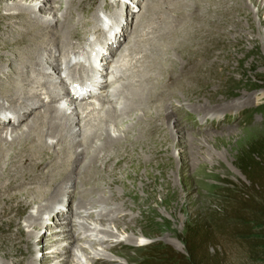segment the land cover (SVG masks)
Segmentation results:
<instances>
[{
	"label": "bare ground",
	"instance_id": "1",
	"mask_svg": "<svg viewBox=\"0 0 264 264\" xmlns=\"http://www.w3.org/2000/svg\"><path fill=\"white\" fill-rule=\"evenodd\" d=\"M12 1L13 2L10 4V7L1 6V8L4 11H7V13L0 17L2 32L0 35H6L5 39H7V36H10L7 35V32L10 30L11 26L15 22L21 19L24 20L26 19L25 17H28V20L24 22L25 29L22 32H19L17 35L13 34V36L10 37V44L13 46L14 44H17V39L19 37L27 36L26 33L30 32L32 28H36L37 31L35 32L40 33V39L38 38L37 34L34 36L29 35L28 40L22 43L24 45L23 50H12L7 55V58L5 56L0 58V67H3L6 64L5 61L8 59L13 60L15 58H20L25 59L26 61L32 60L33 55H35L39 49L49 46L47 45V42L44 41L46 37L49 36L48 39L50 42H52L50 46L53 47L56 44V34H58L57 37H59L58 39L61 42L62 47L61 49H52L54 53L57 49L61 51L62 55H67L70 53L72 57L70 62L75 61L77 57H81L78 54L77 57L72 54L73 49L69 47V42L67 44V38H70L72 33L75 35V26L71 24V26L60 28L56 25H53L49 20H41V15H39L41 12L46 14V11H50L51 14H53V11H59L55 10L54 5L60 3L66 8L63 15L67 17L69 14V16L72 17L73 14H71V11L74 7L72 2L75 0H43L42 2H39V0ZM137 1L139 2V0H136V2ZM143 1L144 6L142 7V10L144 12L142 11L143 14L141 17H145L144 19H147L157 13L160 15H165L166 11H160L163 6H172L178 10V13L172 15V17H175V19L184 18V13L186 16L189 13L192 14L190 17L185 18V23L178 24L175 26L176 29L172 30L170 33L174 34L171 37L176 38V40L174 39L175 46L173 47L172 56H179L183 58L185 55V58L181 59L185 60V66L181 62V64H179V66H177L175 71L171 74L172 76L178 75L184 68L187 69L188 65L195 63L199 65L202 63L201 60L206 58L220 59L226 55L227 52H232L233 49H236L237 44H240V39H243V35H241L242 33H251L256 30L254 26L251 4H264V0ZM83 2L84 0H78V2H76L78 9L82 8ZM106 2L108 4H106ZM104 4L106 5L103 8L104 12H102V16H100V18L99 12H101V7L97 10V12L92 13V19L95 22V26L93 27V30L90 31L88 36H96L97 40H99L101 43L100 48L96 49V51L95 49H91V55L93 54L94 57L92 66L95 67V69L90 68L89 70L91 72L86 76L83 75L85 72H87V69L84 66H79L77 70L74 69L72 72L73 83L78 80L83 81L86 83V87L83 86V88L80 89L77 87L76 91L73 93V90L63 86V83H59L60 87L58 90L53 94L49 93L47 90L50 87V83L53 81H48L43 79V77L39 78L36 76L38 74L45 75L42 71H39V69L44 68V64L41 62L34 65L32 62H30L32 63L30 66L33 68L32 71H29L32 75V81L30 84L39 86L42 83V85L39 87L45 88L46 91H44V89L42 90L48 93L46 102L45 98L40 101V103L36 104L34 102L28 103L27 100H24V113H20V109H18L17 111H14L13 115L16 117L17 114L20 113L16 121L18 122V120H21L25 116L26 112L31 110L32 106L38 105L36 110L31 111L33 113V118L31 121L28 118L30 121L29 126H26L25 130L22 128H18L17 130L15 127L10 130V133L3 131L0 132V168L3 166V172L0 173V187H4L6 190L5 194L2 195L0 193V204L2 205L0 212V222L3 225L16 227L17 233H23L22 227L19 226V221L25 217L27 228H32L33 231H36L25 234V239L23 241H18L16 236L11 234V230H4L3 228H0V252H3L4 257L12 256L11 254H14V251L18 248H21L22 246L24 248L23 253L25 254L26 258L17 260L14 264H36L38 260L35 258L32 250L33 244L36 243V245L43 247L47 246V244H43L47 239H43V237L40 236L44 218L41 217V214H43L42 212L52 210L54 204L58 201V198H60L62 194L67 193L66 189H63L61 185H63V182H65L64 170L68 167L66 162H70L73 157L82 158L81 160L83 164L79 171L80 177L81 175L85 174L84 172L87 169V173L91 172L94 174L92 177L93 183H102L104 188L109 192L108 198L105 196H98L92 197L87 201L91 204V208H97L98 205H102L107 209V211H99L96 214L90 212L89 209H86L84 203L78 199L76 204L82 209L81 213H83L84 216H88L93 219L97 218L103 221L111 222L118 233L122 234L125 232H131L132 236L128 237L126 240H124V242L130 243L134 246L141 245L140 240H137V242H132V240H134V238L139 235H137L135 231L134 226L136 223L134 226L131 225L129 223L128 216L122 215L121 211H128L133 217V220H135L134 216L136 212L139 215H146L147 212L153 211L152 205L155 203V198L158 195L161 197V203L168 207L166 205L167 197L173 198L178 194V189L176 188L174 178L170 174L178 169L179 165L184 163L183 160L187 158V152H192V162L199 161L198 168L200 171L198 175L201 174V170L204 166L202 163L203 161L199 159V156L197 157L198 153L194 152V145H197L196 142L198 141V137L185 133L184 129L188 128V126L182 122L185 120V117H180V114L174 113V111L169 110L168 107H164L162 104L155 106L150 105L149 109L147 108L148 104L153 103L154 100L159 98L163 100L167 99L166 96L170 92V89L162 90V88L154 91L153 93L149 91L151 89L149 85L153 82L152 80L155 79L156 76H153L150 72V62L148 63L150 66L149 69L147 65L148 70L145 68V72L139 76L137 75L136 77H132L130 75H126L131 64H121L119 62L121 60H119L118 56H116V61L114 63L116 68L111 71L112 78H110L108 83H106L104 78L101 83L96 85L97 82H99V79H101V75H99L101 60L111 57V54L113 55L115 52H113V49L119 47L120 44H117L120 42L126 32L124 27V22L127 18L126 16H128L131 8L133 9L132 0H105L103 3H101V6L103 7ZM183 9L185 11H183ZM10 10H13V12ZM195 11H198V13H195ZM45 14L42 16H45ZM257 14H264V7L262 9H258ZM151 18L155 19L156 17L152 16ZM63 22L65 23V21ZM139 24L141 26L144 23L141 21L139 22V17L136 16L135 25L137 28ZM169 24L170 23L167 22L165 26L168 27ZM260 24L264 27V20L261 21ZM157 26L161 25L157 24ZM46 29H49L50 32L46 31ZM165 29H170V26L169 28ZM53 32H55V34H53ZM158 32L154 31V34ZM2 36H0V50L4 48L5 44H7V41L5 39L3 40ZM166 36L167 35H164L163 37L160 36L159 39H170V37ZM136 37L137 35L132 37L131 41L130 39L127 41L126 45L123 46L118 54L120 57L125 52L131 54L132 46L136 44ZM178 40L179 42H177ZM161 41L159 40L157 45H153L152 43V48H150L151 56L154 54L152 53V50L155 52H160L161 54L160 57H157L156 60L152 62V66H156L157 64L161 66L162 69H170L173 62H169V64L164 62L162 54L168 55V52L166 53V51H163V47H165V45L162 46L160 43ZM156 46L161 47L158 49ZM221 48L222 50L224 49L223 52L220 51ZM89 62L91 61H85V66L87 65L88 67L90 64ZM144 62L145 61H141L140 63ZM203 63H205V61ZM24 66L25 65L14 69V73L16 76L18 75V77H9L7 80V75L5 76L4 74H0V82L3 83L5 87L3 92L6 96H17L18 98V95L23 94L22 90H24V92L26 91L27 87L23 84L28 80H26V78H22V76H26L25 72H27L29 69H25ZM197 68H199V66H197ZM54 69L60 70L66 74L67 72L65 71L68 70L67 66L62 67L61 65L54 66ZM197 72L198 69L190 71V77H194ZM157 73L158 72H156V74ZM69 74H71V72ZM121 75L122 78L128 80V83H125L124 81V83H121L120 85L121 91H116L117 89L114 87L117 86L118 81L114 82L112 79L118 78ZM151 75L153 78H151L149 82L144 83L143 78L145 79V77ZM171 75L169 76L167 82H164L162 85L158 84L157 87L153 85V87L158 88L172 83V87L177 85L176 88H181V85L178 83V78L173 79L174 76L172 77ZM4 79H6V81ZM33 79H37L36 82ZM93 79L95 82L93 85L97 86L95 90L92 89L88 81H93ZM104 87L108 88V90L105 92V89H103ZM118 89H120L119 86ZM185 90L186 94L188 95L194 94L196 92V89L194 90L193 87L184 89L182 92L185 93ZM109 92H111V94ZM76 94H78V96H76ZM115 95L118 97L117 100L123 105L120 111L129 113L130 115H128L129 117L126 115L128 117V120L126 121L118 120V115L114 108L113 110H106L104 118L101 116L102 109H96L99 106L101 107V105H99L100 103H104V105L110 103ZM68 96L73 101L77 99L80 101V103L75 105L73 108H71V106H67V108H61L58 101L63 97ZM19 98H21V96ZM94 99L97 101V103L94 102L86 104L85 102V104L82 105V101L91 102L92 100L94 101ZM6 100L11 101L12 99H8L6 97ZM53 103H56L57 106L50 105ZM249 103L250 99L244 98L241 102L226 106L224 109H238L241 106L247 105ZM160 108H165L161 114H159ZM201 112L202 110H199L198 113L201 114ZM210 113H212V115L216 114V112L210 110L206 112V116H204L205 119ZM13 119L8 118L6 121H0V124L14 125L15 123ZM158 119L161 120V123L159 124L157 123ZM99 123L104 125L106 128H100L98 126ZM109 125H113V127L116 128L113 133H110L109 127L111 126ZM41 127H43L44 130H41ZM37 136L38 138H36ZM94 136H98V138L101 139L98 145L91 141V138ZM77 137H80V140H77ZM46 138L55 139V144H47L45 141ZM56 144L60 146V150L56 152L54 151L52 155H49L47 153V149L51 147L53 148ZM79 147H82V149L80 150ZM5 148H8L9 151H5ZM174 151L178 152L176 156L174 155ZM61 156L68 157V159L63 161L60 166L61 170H59L57 174L54 175V178L50 179L49 176L51 177V175L41 173L40 169L42 166L51 161L53 157L61 159ZM55 167V164L52 165L51 170ZM91 175L92 174H90V176ZM2 179L8 180V182L1 184ZM180 181L181 185L185 188V185L187 184L185 176L180 175ZM28 183L32 184V187H27ZM53 188L54 190L51 191ZM115 188H120L122 190L121 193L116 191ZM140 190L144 194L143 197H140L138 194ZM42 198L44 205H42V201L40 202ZM33 209L35 210L36 215L29 213V211ZM59 212L60 211L57 212V217L60 216ZM80 216L81 215H79V217ZM78 219L77 221L69 222V228H61L60 232H62V234L57 235L56 238L52 237L49 239L50 245H53L56 249L47 253L48 255H46L45 258L43 257L40 259V262H38L39 264H47L48 259L53 257L61 258V261L56 264H83L82 259L80 258L81 256H78V253L74 255L73 258L71 257L70 261L69 257L61 256V253L67 249L64 247L65 244L61 246L62 240L65 239V241L73 243L75 238H83L86 232L88 233V231L91 230L93 232L97 231L98 227L91 229L90 225L78 222ZM99 230H101L104 235L107 234L109 237L116 238V240H104L97 237L92 240L86 236V240L89 243L95 244L97 246H104V249L102 251H96L95 253H92L90 252L89 248L81 246L83 252L88 254L91 264H99V262L103 261L116 263L115 261H110L112 257H109L107 253L109 252L113 254L114 257L119 255L118 253H115V250L122 245L119 236L115 237L113 231H110L108 228H106L104 224ZM55 232H57V230L52 231V233ZM97 234L99 233H96V235ZM171 245L178 251L182 250L181 246L173 244ZM73 259L76 261L74 262Z\"/></svg>",
	"mask_w": 264,
	"mask_h": 264
},
{
	"label": "rangeland",
	"instance_id": "2",
	"mask_svg": "<svg viewBox=\"0 0 264 264\" xmlns=\"http://www.w3.org/2000/svg\"><path fill=\"white\" fill-rule=\"evenodd\" d=\"M42 1L43 0H39V2ZM104 1L105 0H84V2L82 3V8L78 9L76 3L78 2V0H75L74 2H72L74 5L71 11V14H73L72 17H70L69 14L67 17L63 15L66 8L63 4L60 3L54 5L55 10L59 11H53V14H51L50 11H46V14L42 12L41 14H39L41 15V20H49L53 25H56L60 28L71 26V24L75 26L74 29L76 31V36L72 33L70 38H67V44L68 42L70 43L69 47L73 49L72 54H74L76 57L78 55L81 57H77L75 61L70 62V60L72 59L70 53H68L67 55H62L61 51L58 50L61 49L62 44L58 39L59 37H57L58 34H56V44L53 47L50 46L52 42L49 41V36L46 37L44 41L47 42V45L49 46L39 49L38 52L33 55L32 60L26 61L25 59L20 58L6 60V64L3 67H0V74H4L5 76L7 75L6 79L9 77H18V75L16 76V74L14 73V69L22 67L23 65H25V69L28 68L29 70L25 72L26 76H22V78H26V80L28 81L24 82L23 84L27 87L26 91L24 92V90H22L23 94L18 95L19 97L21 96V98H17V96H6L3 92L5 87L3 83L0 82V121H6L8 118H14L13 121L15 123L14 125L0 124V132L3 131L10 133V130L15 127L17 128V130L18 128H22L23 130H25L26 126H29L31 119L33 118V113L31 111L36 110L38 105L32 106L31 110L29 112H26L25 116L21 120H18V122H16L18 115L20 113H24V100H27L28 103L34 102L36 104L40 103V101L45 98L46 102L48 93L44 92L46 91L45 88L39 87L42 85V83L39 86L30 84V82L32 81V75L29 71L33 70L30 64L33 63L35 65L41 62L44 64V68L39 69V71H42L45 75L38 74L36 76L39 78L43 77V79L48 81H53L52 83H50V87L47 90L49 93H55L60 87L59 83H63V86L70 88L71 90L74 88L77 89V87H79V89L83 88V86L86 87V83H84L83 81L78 80L73 83L72 72L74 69L77 70L79 66H84L86 67L87 72L82 74L86 76L91 72L89 70L90 68L95 69V67L92 66L94 57L93 54L91 55V49H95L96 51V49L100 48L101 43L99 42V40H97L96 36H88L90 31H92L93 27L95 26V22L92 19V13L97 12V10L101 7V12H99L100 18V16H102V12H104L103 8L106 4H108L106 2V4H104L102 7L101 3H103ZM12 2V0H0V17L7 13V11H4L1 6L10 7V4ZM132 3L133 9L131 8L124 22V27L126 29L125 35L117 44H120L118 47L119 49L114 48L113 52H115L113 55L111 54V57L101 60V67L99 70L101 79H99V82H97L96 85L101 83L104 78L106 80V83H108L110 78H112L111 71L116 68L114 64L116 61V56H118V59L121 60L119 61L121 64H131L129 70L126 73L127 76H139L140 74L145 72L144 70L145 68L147 69V65L149 69V64H151V70L153 71L150 70V72L153 76H156L155 79L152 80L153 82L149 85V87H151L149 91L153 93L154 91L162 88V90L170 89V92L166 96L167 99L163 100L159 98L157 100H154L153 103L148 104L147 108L149 109L150 105L155 106L162 104L164 105V107H168L169 110L174 111V113L180 114V117H185V120L182 121L188 126V128L184 129L185 133L198 137V141L196 142L197 145H194V152L198 153L197 157L199 156V159L203 161L202 163L204 166L201 170V174L198 175L200 171L198 168L199 161L192 162L193 154L192 152H187V158L183 160L184 163L179 165V168L177 167L178 169L170 174L174 178L176 188L178 189V194L173 198L167 197L166 205L168 207L161 203V197L158 195L155 198V203L152 205L153 211L147 212L146 215H139L136 212L134 216L135 220H133V217L128 211H121L122 215L128 216V220L131 225L134 226L136 223L134 227L137 235H139L134 238L132 242H137V240H140L141 245L134 246L130 243L124 242V240H126L128 237L132 236L131 232H125L122 234L118 233L111 222L103 221L97 218L93 219L91 217L84 216V214L81 213L82 209L76 204V201L78 199H80L82 203H84L86 209H89L90 212L96 214L99 211H107V209L102 205H98L97 208H91V204L87 201L92 197L98 196H105L106 198H108L109 192L104 188V185L102 183H93L92 177L94 176V174L89 171V173H87V169L84 172L85 174L81 175L80 177L79 171L83 164L81 160L82 158L79 157V159L73 157L70 162H66V164H68V167L64 170L65 182H63V185H61L63 189H66L67 193L62 194L60 198H58V201L54 204L52 210L42 212L43 214H41V217L44 218L40 236H42L43 239H47L43 243L47 244V246L43 247L40 245H36V243L33 242L34 244L32 250L35 258L38 260L36 264H39V260L43 257L45 258L46 255H48L47 253L56 249L53 245H50L49 239H51L52 237L56 238L57 235L62 234V232H60V229L64 227L69 228L68 223L77 221L78 218V222L90 225L91 229H93L94 227L98 228L95 232H93L92 230L88 231V233L86 232L84 234V237L81 239L78 237L75 238L73 243L67 242L65 241V239L61 241V246L65 244L64 247L67 248L63 253H61V256L69 257V261L71 257L73 258V256L78 253V256H81L80 258L82 259L83 264H91V260L89 259L88 254L83 252L81 246L89 248L90 252L92 253H95L96 251H102L104 249V246H97L95 244L89 243L86 240V236L87 238H90L92 240L96 237L104 240H116V238L109 237V235L107 234L104 235L101 230H99L103 224L110 231H113L115 237L119 236L122 245L115 250V253L119 254L117 255V257H114V255L109 252L107 253L109 257H112L110 261H115L116 263L103 261L99 262V264H145V262L141 258L142 254L145 252V248L153 243H160L164 246L170 247L176 252L186 254L184 244L182 242V236L184 235L187 226L196 224L197 226L207 225L213 227V229L216 228L214 230H216L215 233L217 235V242L210 244L208 248L211 254H216L220 264H264V247L260 245L262 244L260 242L264 240V233L258 230H254V232H252V235H248V232L238 231L236 229L235 226H237L238 221L232 219L229 216H225V214L224 216L218 215L222 214L221 212L224 207L223 203L226 201L225 197L228 195L227 190H233L234 187H240L242 184H247L246 179L242 176L237 168V157L241 153H244L247 148L252 146L255 142L264 139V27L260 24V22L264 20V14H257L258 9H262L264 7V4H251L254 26L256 30L251 33H242L241 35H243V39H240V44H237L236 49H233L232 52H227V54L220 59L206 58L204 60H201L202 63L199 65L197 63L188 65L187 69H182L181 73L176 76L173 75V77L171 74L175 71V68L179 66V64H181V62L185 66V60H181L185 58V55L183 58L179 56H172L173 47L175 46L174 41L176 40V38L171 37L174 34L170 33L172 30L176 29L175 26L180 23H185V18L190 17L192 14L189 13L190 15L187 14L186 16V14L184 13V18L175 19V17L173 18L172 15L178 13V10L172 6H163L160 11H166L165 15H160L159 13H157L155 15H152L157 19H152V16L144 19L145 17H141L144 12L142 10L144 1L139 0V2H136V0H132ZM10 11L13 12V10ZM183 11L185 10L183 9ZM195 13H198V11H195ZM44 14L45 16H42ZM136 16L139 17V22L141 21L142 23H144L141 26L139 24L138 28L135 25ZM25 18L26 19L24 20L21 19L15 22L11 26L10 30L7 32V35H10L9 37L7 36V39H5L6 35H0L3 37H1L3 40L5 39L7 41V44H5L4 48L0 50V58L4 56L7 58V55L12 50H23L24 45L22 43L28 40L29 35L34 36L35 34H37L38 38L40 37V33L35 32L37 31V29L32 28L30 32L26 33L27 36L19 37L17 39V44H14V46L10 44V37L13 36V34L17 35L19 32H22L25 29L24 22L28 20V17ZM63 21H65V23ZM167 22L170 23V29H165L169 28V26H165ZM157 24L161 26H157ZM46 31L50 32L49 29H46ZM154 31L159 32L154 34ZM0 33H2L1 24ZM53 34H55V32H53ZM136 35V44L132 46L131 54L125 52L120 57L118 55L120 50L123 48V46L126 45L129 39L131 41L132 37ZM164 35H167L166 37H170V39H167L166 37V39L162 38L163 40L159 39L160 36L163 37ZM159 40H162L160 42L162 46L165 45V47H163V51H166V53L168 52V55L162 54L164 62L167 64H169V62H173L170 69H162L161 66L157 64L156 66H152V62L156 60L157 57H160L161 54L160 52H155L152 50V53L154 54L153 56H151L150 48H152V43L153 45H157ZM179 40L177 42H179ZM156 47L160 49L161 46ZM56 48L58 49L55 50L54 53L52 49ZM220 51L223 52L224 49L222 50L221 48ZM88 60H90L91 62H89L90 64L87 67V65L85 66L84 62H87ZM141 61L145 62L140 63ZM204 61L205 63H203ZM56 65H61L62 67L67 66L68 70L65 71L67 72V74L63 73L60 70L54 69V66ZM197 66H199V68H197ZM195 69H198V72L195 74L196 76L194 75V77H190V71H193ZM68 72H71V74H69ZM156 72L158 73L156 74ZM152 75L145 77V79L143 78L144 83L149 82L151 78H153ZM170 75L173 77V79L178 78V83L181 85V88H176L177 85L175 87H172V83L155 88L158 84L162 85L164 84V82H167ZM6 79L4 80L6 81ZM199 79L203 82H201ZM33 80L36 82L37 79ZM112 81H118L117 86L114 87L115 89H117L116 91H121V83H124V81L125 83H128V80L122 78V75L118 78L112 79ZM77 82L82 83L78 84ZM91 82L95 83L94 79L93 81H89V83L92 89L95 90L97 86L92 85L93 83L91 84ZM153 85H155V87H153ZM118 86L120 89H118ZM189 87H193L194 90L196 89V92L189 95L186 94V90L185 93L182 92V90ZM42 89H44V91ZM103 89H105L104 92L108 90L107 87H104ZM111 92L109 93L111 94ZM6 97L8 99L11 98L12 100L8 101L6 100ZM117 98L118 97L115 95L110 103H107L105 105L104 103L99 104L101 105V107L99 106L96 109H102V118H104L106 110H113L114 108L118 115L119 121L128 120V117L130 115L129 113L120 111L123 105L120 101L117 100ZM244 98H249L250 103L241 106L238 109H224V107L226 106L241 102ZM92 101H82V105L85 104V102L86 104L94 102L97 103L95 99L93 102ZM58 102L61 108H67V106H71V108H73L75 105L80 103V101H78L77 99L73 101L69 96L63 97ZM71 102L72 104L74 102L76 103L72 105ZM50 105L57 106L56 103ZM18 109H20V113H18L15 117L13 115L14 111H17ZM164 109L165 108H160L159 114H161ZM199 110H202L201 114L198 113ZM210 110L216 112V114H207L208 117H206L205 119L204 116H206V112ZM126 115L129 116L127 117ZM28 118L30 119V121ZM101 123H99L98 126L102 129L103 127L106 128L104 125H102L103 123ZM157 123H161V120L158 119ZM109 126L108 127L110 133H113L116 128H114L113 125ZM41 128V130H44L43 127ZM36 138H38V136ZM76 139L80 140V137H77ZM100 140L101 139H99L98 136H94L91 138V141L95 142L97 145L99 144ZM45 141L50 145L55 144V139L53 138H46ZM9 149L5 148V151L8 152ZM79 149L81 150L82 147H79ZM58 150H60V146L56 144L53 148H48L47 153L49 155H52L54 151L56 152ZM177 153V151H174L175 156L177 155ZM67 159L68 157L63 156H61V159L53 157L51 161L47 162L44 166L41 167V173L51 175V177L49 176L50 179L54 178V175H56L57 172L61 170L60 166L63 161H66ZM54 164L56 165V167L51 170L52 165ZM0 170V173L3 172V166L0 168ZM90 174L92 175L90 176ZM180 175L185 176V179L187 180L185 188L181 185ZM81 179L83 182L81 181ZM5 182H8V180L2 179L1 184ZM27 187H32V184L28 183ZM0 190V193L2 195L5 194L6 190L4 187H0ZM53 190L54 188L51 189V191ZM115 190L119 193H121L122 191L120 188H115ZM138 194L140 197L144 196L141 190ZM41 201L42 205H44L43 198L42 200H40V202ZM1 206L2 205L0 204V212L2 208ZM31 211H29V213L36 215L34 209ZM58 211H60L59 217H57ZM79 215L81 216L79 217ZM25 221V217L20 219L19 221V226L22 227L23 233H17L16 227L3 225L1 222L0 228H3L4 230H11V234H14L18 241H23L26 236L25 234L29 232H36L33 231L32 228H27V224ZM220 227H222V230L220 229ZM53 230H57V232L52 233ZM96 233L99 234L96 235ZM171 244L181 246L182 250H176ZM23 252V246L16 249L14 251V254H11L12 256L4 257L3 252L1 251L0 264H14L17 260L25 259L26 257ZM73 260L74 262L76 261L75 259ZM60 261L61 258L53 257L48 259L47 264H56Z\"/></svg>",
	"mask_w": 264,
	"mask_h": 264
},
{
	"label": "trees",
	"instance_id": "3",
	"mask_svg": "<svg viewBox=\"0 0 264 264\" xmlns=\"http://www.w3.org/2000/svg\"><path fill=\"white\" fill-rule=\"evenodd\" d=\"M236 164L247 184L227 190L222 214L218 215L225 214L238 221L236 229L248 232V235L254 230L264 233V139L241 153ZM214 229L207 225H189L182 236L186 254L153 243L145 248L141 258L145 264H220L216 254H211L208 248L217 242ZM260 243L264 247V240Z\"/></svg>",
	"mask_w": 264,
	"mask_h": 264
}]
</instances>
